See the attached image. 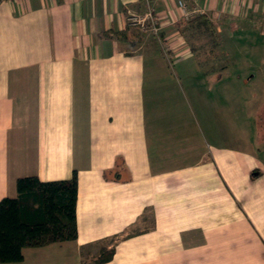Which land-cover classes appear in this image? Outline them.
Returning <instances> with one entry per match:
<instances>
[{"label":"crops","instance_id":"0c3cea01","mask_svg":"<svg viewBox=\"0 0 264 264\" xmlns=\"http://www.w3.org/2000/svg\"><path fill=\"white\" fill-rule=\"evenodd\" d=\"M149 11L158 33L137 38ZM202 15L222 36L245 27L248 48L264 30V0H0V200L18 178L78 174V238L2 264H264V103L246 105L237 140L211 142L185 85L222 102L264 82V65L242 57L205 75L159 46L122 48L183 42L178 25ZM219 102L203 106L207 121Z\"/></svg>","mask_w":264,"mask_h":264},{"label":"rangeland","instance_id":"374dc122","mask_svg":"<svg viewBox=\"0 0 264 264\" xmlns=\"http://www.w3.org/2000/svg\"><path fill=\"white\" fill-rule=\"evenodd\" d=\"M141 19L134 20L133 18L134 21L132 20L133 22H136V24L134 23V25H132V28H135V31L133 33L137 38H140L141 35L138 29H140L141 32H152L154 34L158 33L155 32L150 26L149 28L147 27V25H145V27H142V24H148L149 19H147L146 21H142ZM189 19L191 20V18ZM190 20L184 21L183 23L178 25V30L181 32L184 38L183 42H133V44L123 46L122 48L131 52L135 50V48L141 47V45L143 44H150L155 51V46H159L160 51L167 57L170 64H174L179 59L189 56V58L192 59L190 63L192 62L193 64H196L197 69H201L206 73L205 75H211L210 73L218 72L229 66H236L233 69L236 70L237 68H239V65H242V61L243 65H246V63L244 62L245 59L243 58H247L246 60L249 61V64H251V62H254L259 63V65H264V30H262L260 27V29L254 32V35H258L257 38L259 43L256 44L257 47H252L255 46V43L257 41L246 40L247 37H245V35L249 33L246 31L245 27L243 30H241V27H239L241 25L240 22L236 21V23H238L236 28H239L235 33H229V36H222V33L219 31L221 24H218V20H216V22H212L210 19H208V21L213 26V33L211 32V30H207V28L201 30L196 29L195 27L191 26V24L189 23ZM150 38H152V36H150ZM237 42H240V44H238ZM245 42H249L248 44H252V46L250 48L246 47ZM235 43L236 45H234ZM243 44L244 47H241ZM141 48L145 49V47ZM241 52H243V55L240 54ZM184 65V70H187V63H185ZM181 68L182 67L174 66V70L180 73L181 70L184 71ZM184 72L187 73L189 71ZM195 75H197V73H195ZM258 79L259 78L248 85V87L245 88V91L237 88V86L234 85V87H232L234 88V90L232 88L231 90H227L225 92L226 96L221 97L222 102H219L220 96L217 99H215V97L213 96L209 97V86L198 84L197 80L194 81L192 79H186L185 85L187 91H189L190 93V101L193 105L192 108L194 109L208 140H210L211 142L216 140L219 141L225 136V139H229L233 134V140L235 141L237 140L236 138L238 136H242L241 134H243L242 132H244V127L242 125V114L245 113L244 110H246V105L264 103V82L261 83ZM207 81H211V79H204V82L208 83ZM194 83L195 85H193ZM194 87L195 92L194 90H192V88ZM216 101L225 106L226 113L224 112L225 110H223L222 113L213 115L212 117L208 118L207 121L203 106L205 105L207 108L214 107V105H216ZM227 113L233 114L232 119L233 122H235L233 127H229V125H226L224 123L227 119L231 118L225 116ZM263 113L264 111H259L258 116L256 115L257 117H259V121H261V114L264 118ZM210 114L212 115V112ZM210 121L216 122L214 126L209 124Z\"/></svg>","mask_w":264,"mask_h":264},{"label":"trees","instance_id":"16d2710c","mask_svg":"<svg viewBox=\"0 0 264 264\" xmlns=\"http://www.w3.org/2000/svg\"><path fill=\"white\" fill-rule=\"evenodd\" d=\"M198 30H211L206 16L189 21ZM17 195L0 200V264L23 259V249L78 238L77 200L78 174L66 180L42 181L28 176L17 179ZM118 237L110 241L113 247L102 251L96 262L109 261Z\"/></svg>","mask_w":264,"mask_h":264},{"label":"built area","instance_id":"2783aa9c","mask_svg":"<svg viewBox=\"0 0 264 264\" xmlns=\"http://www.w3.org/2000/svg\"><path fill=\"white\" fill-rule=\"evenodd\" d=\"M147 19H149L148 24H142V27H145V25H147L148 28L150 26L155 32H157L158 30L156 28V18L154 17L151 11L147 12V14H145V16L141 20L146 21Z\"/></svg>","mask_w":264,"mask_h":264}]
</instances>
